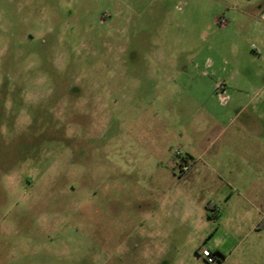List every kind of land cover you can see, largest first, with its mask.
I'll use <instances>...</instances> for the list:
<instances>
[{"label": "rangeland", "instance_id": "1", "mask_svg": "<svg viewBox=\"0 0 264 264\" xmlns=\"http://www.w3.org/2000/svg\"><path fill=\"white\" fill-rule=\"evenodd\" d=\"M263 65L264 0H0V264H264Z\"/></svg>", "mask_w": 264, "mask_h": 264}, {"label": "crops", "instance_id": "2", "mask_svg": "<svg viewBox=\"0 0 264 264\" xmlns=\"http://www.w3.org/2000/svg\"><path fill=\"white\" fill-rule=\"evenodd\" d=\"M262 68L264 69V65ZM261 157L262 155L260 153L249 152L228 154L213 153L206 158H201V164H198L196 161L193 162L192 165L196 166V173H199V175H201L202 172H204L201 171L202 166L205 168L204 170L209 173L210 178H221L222 181L232 189L231 193H229L228 190L222 191L221 198L226 200L224 203V208L226 209H224V212H221L220 215H218V213L216 214L217 216H219L218 220H222L227 224L234 225L248 224L250 225L249 231L256 229L255 214L260 213L261 211L255 201L256 192L254 190V184L257 181L255 171H259L262 166ZM246 177L249 178L246 179ZM247 185L248 187H246ZM249 192L255 193L253 195H249ZM231 195L233 196L231 197ZM209 199L210 201H212L211 197ZM209 203L211 204V202ZM240 207H243V211L236 210ZM213 208H215V206H213ZM232 235L233 237L242 238V236L244 235V227H234V229H232ZM213 251L215 252L214 249ZM232 253L233 252L231 251L228 255L231 256ZM229 256H226V258H228Z\"/></svg>", "mask_w": 264, "mask_h": 264}, {"label": "built area", "instance_id": "3", "mask_svg": "<svg viewBox=\"0 0 264 264\" xmlns=\"http://www.w3.org/2000/svg\"><path fill=\"white\" fill-rule=\"evenodd\" d=\"M179 153V152H178ZM182 168H183V170H187L188 169V166L187 165H185V163L184 164H182ZM200 255L206 260V262L207 263H209V264H214L215 262H216V254H215V252L211 249V248H209V247H207V246H204V245H202L201 247H200Z\"/></svg>", "mask_w": 264, "mask_h": 264}]
</instances>
